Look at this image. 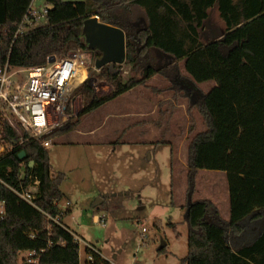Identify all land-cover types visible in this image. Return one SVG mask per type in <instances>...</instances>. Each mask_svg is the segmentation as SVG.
Segmentation results:
<instances>
[{"label":"trees","instance_id":"trees-1","mask_svg":"<svg viewBox=\"0 0 264 264\" xmlns=\"http://www.w3.org/2000/svg\"><path fill=\"white\" fill-rule=\"evenodd\" d=\"M33 2L0 0V70L45 66L51 57L78 51L90 54L94 65L101 54L88 48L81 32L87 19L98 16L102 23L124 30V66L130 73L124 81L119 66L92 71L91 77L112 86L110 94L99 97L90 82L81 86L74 97L82 98L78 121L45 140L72 133L83 117L154 78L164 79L166 90L154 93L170 91L173 97L159 103L160 117L152 123L158 126L170 115L174 100L186 99L188 115L197 111L205 125L188 147L183 207L188 255L180 264H264V0H46V25L37 29L34 22L24 23ZM215 9L224 22L220 32L209 21ZM208 82L216 85L198 94V85ZM4 129L5 144L19 140L11 128ZM194 129L192 125L190 131ZM21 169L39 180L40 197L33 207L0 183V198L6 203L0 264H20L26 251H43L40 264H81L75 233L54 222L63 218L58 203L65 198L62 184L67 175L53 172L48 149L35 142L0 158V174L13 186L19 184L16 174ZM202 170L226 174L230 222L213 202L195 201ZM87 252L94 259L86 264H111L101 254Z\"/></svg>","mask_w":264,"mask_h":264},{"label":"rangeland","instance_id":"rangeland-1","mask_svg":"<svg viewBox=\"0 0 264 264\" xmlns=\"http://www.w3.org/2000/svg\"><path fill=\"white\" fill-rule=\"evenodd\" d=\"M46 5V0H34L32 9L39 16L33 21V29L46 25L40 15ZM209 21L214 30L224 29L216 9L212 10ZM79 53L85 55L86 65L93 67L92 56ZM92 71L89 81L97 95H109L112 86L91 77ZM122 77L124 81L130 78L127 67ZM215 85V82L198 85V94L209 92ZM166 88L164 79L154 78L133 93H127L129 98L120 97L83 117L72 133L49 139L53 172L67 175L62 190L71 203L74 219L65 222L83 238L81 264L88 260L89 245L96 246L111 264H180L188 255L189 234L183 211L188 188V147L195 133L205 130V125L197 111L188 115L186 99L174 100L170 115L158 126L152 123L160 117L159 103L173 97V92L157 95L154 89ZM74 97L69 101L72 113L67 109L69 118L66 117L64 126L76 123L83 111L81 96ZM227 185L224 172L202 170L195 201H211L226 208ZM99 201L103 203L95 205ZM70 203L61 201L64 209ZM96 216L106 218L105 227L97 223ZM143 228L147 230L145 237ZM164 244L166 251L161 254Z\"/></svg>","mask_w":264,"mask_h":264},{"label":"built area","instance_id":"built-area-1","mask_svg":"<svg viewBox=\"0 0 264 264\" xmlns=\"http://www.w3.org/2000/svg\"><path fill=\"white\" fill-rule=\"evenodd\" d=\"M48 9L50 6H47L40 15L43 16ZM38 16L39 14L31 9L24 23L32 25ZM20 33L23 34L24 31ZM79 52L71 53L62 59L56 58L53 63L48 62L45 66L28 70L10 71L9 67L0 70V158L16 147L23 148L33 142L40 143L44 148L49 149L52 143L50 140H45V137L53 130L64 126V121L68 117L66 111L70 99L85 83L90 82L91 84V80L89 81L91 69L101 71L96 69L95 64L92 65L93 67L86 65L83 59L85 55ZM119 67H121L122 74L125 66ZM5 127L11 128L18 134L19 140L16 143L5 144ZM16 176L18 186L6 182L1 174L0 183L14 192L22 201L37 208V201L40 197L39 180L24 169H21ZM5 217L6 203L0 198V224ZM96 221L105 227L106 218L98 219L97 217ZM54 222L60 224L63 229H67L58 219ZM142 232L145 237L146 228H143ZM34 238L35 236H31V239ZM76 239L82 242L79 237ZM88 248L93 253L99 254L90 245ZM42 252L22 253L20 264H40ZM93 259V255L89 254V260L93 261Z\"/></svg>","mask_w":264,"mask_h":264},{"label":"water","instance_id":"water-1","mask_svg":"<svg viewBox=\"0 0 264 264\" xmlns=\"http://www.w3.org/2000/svg\"><path fill=\"white\" fill-rule=\"evenodd\" d=\"M81 33L88 48L92 51H98L101 54L100 58L95 60L94 64L96 69L102 70L110 66L111 69L116 70V67L125 65L127 48L124 30L102 23L98 16H94L84 22ZM222 38L223 36L219 37L218 40ZM55 60V57H51L49 62L53 63ZM20 158L22 160L27 158L25 151L21 152ZM100 202L102 201L97 202L95 205H98ZM165 246L164 244L161 250Z\"/></svg>","mask_w":264,"mask_h":264},{"label":"crops","instance_id":"crops-1","mask_svg":"<svg viewBox=\"0 0 264 264\" xmlns=\"http://www.w3.org/2000/svg\"><path fill=\"white\" fill-rule=\"evenodd\" d=\"M141 87V86H140ZM139 88V87H138ZM138 88H136V89H134L135 91L138 89ZM134 90H132V91H130V92H128V93H133L134 92ZM124 96V97H123ZM123 96H121V97H123V98H129V97H127V94H125V95H123ZM135 105H136V103H135ZM144 120H146V119H144ZM63 191V190H62ZM226 192H227V194H226V196H227V198L229 199V203H228V206L226 207V208H221L219 205H217V207L219 208V210L221 211V213H222V216L224 217V219L226 220V221H228V222H230V220H231V210H230V197H229V187H228V185H227V187H226ZM64 193V192H63ZM64 195H65V193H64ZM64 200H66V202H67V205H68V203H70V201H67V198H66V195H65V198H64ZM103 203V202H102ZM100 204V203H99ZM98 204V205H99ZM97 205V206H98ZM59 207L61 208V210L63 211V218L61 219V224L64 226V227H66L67 229H69L70 231H72L69 227H68V225H67V223L65 222L66 220H68V219H70V220H73L74 219V212H73V210H72V206H71V203H70V206L69 207H67L66 206V208L64 209L63 208V206L61 205V202L59 203ZM64 210H66L65 212H64ZM96 218H97V216H96ZM73 232V231H72ZM73 233H75V232H73ZM75 235H76V237H79L81 240H83V238L79 235V234H77V233H75ZM91 247H93L92 245H90ZM88 247V246H87ZM96 251H98L99 252V254H101L102 255V253H101V251H99L97 248H96V246L95 247H93ZM89 249V248H88ZM89 261V254H88V260H87V262ZM86 262V263H87Z\"/></svg>","mask_w":264,"mask_h":264}]
</instances>
